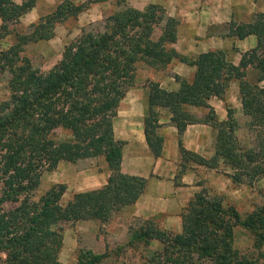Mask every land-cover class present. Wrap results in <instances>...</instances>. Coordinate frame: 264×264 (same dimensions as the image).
<instances>
[{"label":"trees","instance_id":"16d2710c","mask_svg":"<svg viewBox=\"0 0 264 264\" xmlns=\"http://www.w3.org/2000/svg\"><path fill=\"white\" fill-rule=\"evenodd\" d=\"M103 1L74 5L60 0L51 14L30 24L27 33L15 34V42L0 49V74H8V97L0 102V264H62L57 256L63 225L82 220L105 223L141 194L144 179L119 172L123 142L115 140L112 132L115 109L132 85L138 62L155 70L172 60L193 67L189 81L173 76L177 91L148 83L143 136L154 158L160 155L162 144L156 133V108L166 109L179 135L185 125L197 121L184 107H202L208 109L202 121L216 127L214 156L206 162L185 151L177 139L180 171L187 162L216 168L220 159L231 171L225 175L232 184L264 176V86L258 85L264 80V14H256L250 24H229L231 36L256 37L255 47L242 55L237 66L226 62L220 51L201 53L194 59L178 55L171 46L177 21L167 18L169 23L163 24L165 13L160 6L148 4L137 10L125 6L124 0H120L121 8L99 23L82 27L47 72L39 73L27 58L20 57L28 43L49 40L55 24ZM34 3L0 0V40L10 32L8 25L15 24ZM247 65L256 71V84L244 79ZM231 80L237 82L241 113L254 139V146L244 151L235 136L233 110L226 108V119L217 123L206 104L209 97L221 98ZM98 156L109 171L101 188L72 194L61 204L65 186L54 184L34 198L43 171L59 162L73 164ZM236 223L257 232L256 243L264 242L263 207L240 220L234 209L222 206L220 196L200 190L181 214L178 233L169 234L145 221L130 231L129 241L147 245L154 240L160 245L141 264H253L232 248ZM102 257L80 251L75 264H98Z\"/></svg>","mask_w":264,"mask_h":264},{"label":"crops","instance_id":"0c3cea01","mask_svg":"<svg viewBox=\"0 0 264 264\" xmlns=\"http://www.w3.org/2000/svg\"><path fill=\"white\" fill-rule=\"evenodd\" d=\"M22 1L12 0L16 5L21 4ZM70 1L78 5L86 0ZM59 2L60 0H35L34 6L15 24L8 25L10 32L0 41L12 36L9 47L15 42V34L27 33L30 24H35L39 18L51 14ZM76 2L78 4H75ZM148 4L159 5L168 19L177 21L176 39L171 46L178 55L194 59L201 53L220 51L223 53L224 60L234 66L239 65L244 53L255 47L256 37L247 35L238 39L231 36L229 35V24H250L256 14H264V0H132L129 5L134 9L142 10ZM51 39L52 37L47 41H37L27 45H36ZM167 66L171 67L172 75L158 81L159 88L165 91H177L179 85L174 81L173 76L176 75L186 81L192 77L193 67L176 60H172ZM244 74V79L249 84H256V71L250 65L244 68ZM258 85L264 86V80ZM233 89L238 95L237 85L235 86V83L230 81L221 98L209 97L206 100L207 106L213 112L214 121L217 123L226 119V108L230 107L225 108L224 103L230 101L226 100V97ZM147 95V87L127 89L118 105L116 116L112 120L113 137L123 142L119 172L123 175L143 178L144 187L132 204L120 208L106 223H115L129 233L137 227H130L129 222L133 220H139L141 223L151 221L161 231L177 233L180 231L181 214L200 190H207L208 194L210 192L222 194L231 190L232 183L225 175L226 172L222 174L217 172L218 166H224L220 159L217 160L216 168H207L203 164L187 162L185 168L180 171L181 156L177 139L180 140L181 147L185 151L199 156L206 162L214 156L213 139L216 135V127L202 121L206 113L198 117L193 112L195 110L207 112L206 108L185 106L184 110L197 121L185 125L179 135L166 109L156 108L158 111L157 124H159L156 133L162 138V144L160 155L155 158L152 156L143 136ZM235 100L236 103L232 104V107L239 113L240 103L237 97L234 98V102ZM62 168L71 170L68 167L57 166L52 172ZM108 176L109 171L102 157L99 169L93 167L80 170L72 178L70 175L59 177L54 184H63L64 192H71L72 195L101 188ZM75 223H91L96 227L106 224L98 220H82ZM58 262H60L59 259Z\"/></svg>","mask_w":264,"mask_h":264},{"label":"rangeland","instance_id":"374dc122","mask_svg":"<svg viewBox=\"0 0 264 264\" xmlns=\"http://www.w3.org/2000/svg\"><path fill=\"white\" fill-rule=\"evenodd\" d=\"M131 2L132 0H124V5L130 7L129 4ZM75 4L78 3L76 2ZM119 8H121L120 0H106L96 4H90L81 14L79 13L75 17H68L60 23L55 24V31H53V36L50 41L24 46L20 57L27 58L31 68L37 70L39 73H45L59 61L63 47L79 35L82 27H86L87 24L93 25L99 23L104 16ZM166 23L169 22L166 14H164L163 24ZM9 41H12V36L0 41V49L5 50L8 48ZM171 75V67L168 68L166 66L162 70H155L143 62H138L134 71L131 87H147L150 82L158 84L160 79ZM7 79L8 74L6 72L0 74V102L8 97ZM231 82L235 83V86L237 85L236 81L231 80ZM235 97L239 100L237 92L233 89L231 94L226 97V100L230 101H226L224 107L233 109V116L237 123L235 136L240 149L244 151L254 146V139L252 133L246 128L247 117H244L240 110L238 113L232 107V104L236 103V100L234 102ZM117 108L118 106L115 109L114 117L116 116ZM193 112L198 117L206 113V111L202 110H195ZM57 135L62 138V134L58 133ZM101 160L102 157L98 156L95 158L80 159L71 165L60 162L57 166L68 167L71 170L68 171L62 168L55 172H52L54 171L53 169L43 171L40 176L39 185L34 193V198L54 185V181L59 177L63 178V176L70 175L72 178L80 170L93 167L99 169ZM216 169L220 174L223 172L227 174L231 173L226 166H218ZM209 194L220 196L222 206L224 208L234 209L238 218L243 220L250 213L259 210V207H263L264 209V176L255 177L250 182L248 179L243 178V183L232 184L231 190L226 193L210 192ZM70 196L71 192H64L61 196L60 203L64 204L70 199ZM224 219L228 220V217ZM231 221L232 219H230ZM140 223L141 221L139 220H133L129 222V226H139ZM168 233L175 234L176 232ZM256 234L257 232L244 228L239 223H236L232 227L231 245L237 252V255L251 259L253 264H264V242L261 244L256 243ZM129 235L130 231L128 233L126 229L120 228L115 223L100 224L99 227L91 223L65 224L62 226L63 243L58 252V259L64 264H75L78 252L89 250L93 254L103 255L102 260L98 264H141L151 253L160 249V245L154 240L148 242L147 245L141 242H130Z\"/></svg>","mask_w":264,"mask_h":264}]
</instances>
